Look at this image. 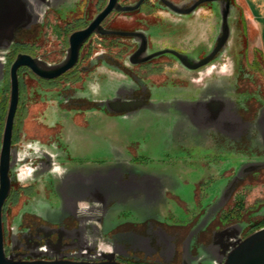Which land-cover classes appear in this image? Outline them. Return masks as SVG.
<instances>
[{
	"label": "flooded vegetation",
	"instance_id": "1",
	"mask_svg": "<svg viewBox=\"0 0 264 264\" xmlns=\"http://www.w3.org/2000/svg\"><path fill=\"white\" fill-rule=\"evenodd\" d=\"M201 1L145 0L135 12H113L102 24L108 35L93 34L74 68L57 78L17 70L3 212L8 258L214 264L215 255L204 252L216 234L236 226L246 238L264 228V198L247 207L239 195L264 173V75L242 64L247 53L234 44L235 0ZM108 2L56 0L43 22L16 33L0 88V164L15 62L21 55L62 62L70 36ZM227 2L231 38L211 65L193 70L172 54L130 59L147 40L148 55L176 51L190 66L206 60L222 36ZM204 13L215 27L197 22ZM127 15L144 17L129 27L120 19ZM225 56L233 68L223 77ZM209 215L211 223L194 234Z\"/></svg>",
	"mask_w": 264,
	"mask_h": 264
},
{
	"label": "water",
	"instance_id": "2",
	"mask_svg": "<svg viewBox=\"0 0 264 264\" xmlns=\"http://www.w3.org/2000/svg\"><path fill=\"white\" fill-rule=\"evenodd\" d=\"M56 0H0V88L4 85L5 80V68H6V57L14 43L16 33L21 29H29L30 27L43 22L45 14L48 9L56 8ZM145 0H140L135 5H122L119 0H109L107 6L99 12L89 26L83 30L74 32L70 36V48L68 50L66 58L56 64L48 65L39 62L29 56L21 55L13 66V91H12V103L10 108V115L8 126L4 141V150L1 157L0 164V264H57V263H46V262H16L13 258H8L5 254L4 247V207L6 200L11 191V180L8 177L9 170V147L12 135V127L14 117L19 101V85L17 78V70L21 66L30 67L37 75L49 79L57 78L64 73L70 71L78 63L80 58L81 50L84 44L89 40L93 34L105 36L108 35V31L103 27V22L113 12H124L131 13L140 9L141 5ZM206 2L202 0L199 4ZM223 9V22H222V36L218 38L217 47L210 53L208 58L201 61L195 66H190V62L186 56L179 55L176 51L163 50L157 51L153 54L148 55V43L147 40L140 46L138 51L130 57L134 64L148 62L157 58L161 55L172 54L176 56L185 66L191 67L193 70H199L205 68L213 62L214 57L224 51L231 38V27L228 21L229 12H231L230 2L224 4ZM174 11L179 10L173 7ZM236 19L239 20L240 12L239 9L234 5ZM179 12H188L181 11ZM239 22V21H238ZM239 25V24H238ZM238 34L242 31L237 29ZM234 34V31H233ZM238 41L234 39V44ZM239 42V41H238ZM239 50V49H238ZM224 60L221 59L219 64H222L221 68L223 77L230 75L228 65L222 63ZM226 68V69H225ZM257 167H253L250 170H255ZM246 172L241 173L246 174ZM211 220H205L200 223L196 228L194 234L204 230ZM240 227V226H239ZM209 251V252H207ZM204 253L215 255L214 264H264V228L257 230L250 234L246 238L242 237L241 229L238 227H231L228 230L216 234L212 245ZM75 264V263H73ZM77 264H88V263H77ZM98 264H118L114 262L98 263Z\"/></svg>",
	"mask_w": 264,
	"mask_h": 264
},
{
	"label": "rangeland",
	"instance_id": "3",
	"mask_svg": "<svg viewBox=\"0 0 264 264\" xmlns=\"http://www.w3.org/2000/svg\"><path fill=\"white\" fill-rule=\"evenodd\" d=\"M249 1L252 2V0H249ZM235 4H236V0H235ZM236 5L239 7L238 4ZM251 7L254 11L256 10L254 3H252ZM239 9L243 11L240 7ZM204 16H206L207 19H198L197 22L199 21V23L204 26L208 25V28L209 27L213 28L216 26L215 20H213L212 18L208 19L207 13ZM140 17H144V15H131V16L127 15L125 18L120 16V19H122V21H124L125 24L130 27V26H134L133 23H135L136 18H140ZM243 18H244V22H246V26H245L246 33L244 32L243 29H241L242 25L239 24L241 22H238L239 20L236 19V15L233 17V20H232L233 21L232 22L233 31H234L233 38L235 40L236 38L239 39L238 41L241 47L240 52L243 53L245 51L247 53L246 61L245 62L241 61V62L242 64L244 63V65L245 64L250 65L251 63H254L257 67L260 68L261 72L264 75V25H263V28H261L260 24L259 26L258 24H255L253 22L254 19H252L253 16L245 13L244 11H243ZM237 29H241L242 32L238 34ZM201 31L204 32L203 30ZM205 33H206L207 40L212 41V39H209L210 32L205 31ZM222 63L228 65L229 70L231 69L232 61L230 58L225 56ZM230 72L231 70L229 71V73ZM247 183H245L243 185L244 187L239 190V195L245 201V203H242V204L248 207L252 203L258 200H262L264 198V173L260 176L258 180L251 179V180H248ZM19 208L20 207H17L15 209V212L18 211ZM211 219H212V215H209L207 216L206 221L211 220ZM10 223H11V217H10ZM193 233H195V231Z\"/></svg>",
	"mask_w": 264,
	"mask_h": 264
},
{
	"label": "crops",
	"instance_id": "4",
	"mask_svg": "<svg viewBox=\"0 0 264 264\" xmlns=\"http://www.w3.org/2000/svg\"><path fill=\"white\" fill-rule=\"evenodd\" d=\"M252 3H254L256 10L254 11L251 7ZM236 4L247 14L253 16L255 24H260L261 28L264 25V0H236ZM256 13V14H255Z\"/></svg>",
	"mask_w": 264,
	"mask_h": 264
}]
</instances>
